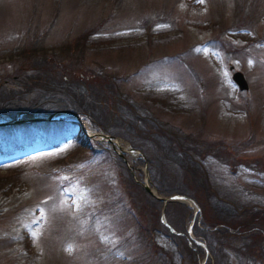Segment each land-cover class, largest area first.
I'll use <instances>...</instances> for the list:
<instances>
[{"label": "rangeland", "instance_id": "374dc122", "mask_svg": "<svg viewBox=\"0 0 264 264\" xmlns=\"http://www.w3.org/2000/svg\"><path fill=\"white\" fill-rule=\"evenodd\" d=\"M97 24L83 53L80 46L70 55L59 52ZM31 45L114 74L137 114L182 134L222 140L225 159L202 162L217 192L239 206H264V0H0V77L22 66L19 51ZM235 70L248 90L233 82ZM83 124L97 138L89 136L93 151L66 130L72 141L52 137L53 129L42 137L51 138L48 147L1 163L3 172L18 173V187L0 195V264H161L138 237L117 178L119 159L104 147H118L129 166L140 151L121 137L120 147L106 145L94 134L102 130ZM75 126L63 125L69 132ZM227 160L235 161L234 172ZM133 170L165 211L167 196L147 167L136 163ZM157 241L168 245L164 236Z\"/></svg>", "mask_w": 264, "mask_h": 264}, {"label": "trees", "instance_id": "16d2710c", "mask_svg": "<svg viewBox=\"0 0 264 264\" xmlns=\"http://www.w3.org/2000/svg\"><path fill=\"white\" fill-rule=\"evenodd\" d=\"M100 24L58 46L59 52L70 55L80 46V53H83L86 38L99 30ZM59 52L53 53L44 46L34 45L19 51L23 58L22 66L0 77V116L13 119L19 113L39 116L69 111L82 121H88L93 129L99 128L106 134L121 137L139 150L145 159H136L129 169L115 151L104 147L119 159L117 178L138 237L161 264H199L205 251L194 239H202L207 246L209 255L205 264H256L258 260L261 263L264 258V206H239L222 198L202 163L210 156L221 161L225 159L229 153L225 143L198 138L192 133L182 134L153 115L137 114L135 106L122 95L117 76L99 74L96 69L82 66L79 62L65 61ZM128 117L130 119L126 120ZM65 123L76 124V132H69L63 127ZM53 129H56V134L52 137L59 134L61 139L72 141L65 134L66 130L75 136L73 140L79 147L93 151L91 141L94 140L80 131L75 120L60 117L1 125V196L18 187L15 182L18 173L3 172L1 163L32 153L31 147H48L46 144L51 138L42 137ZM97 143L108 145L106 142ZM23 152L25 154L21 156ZM226 162L234 172L235 161ZM134 163L147 166L158 192L166 196L185 195L197 204L199 211L192 225L194 239L187 232V221L193 217V209L186 203L169 201L162 212L161 200L134 179ZM63 186L60 182L62 193ZM162 213L167 224L162 220ZM35 223L40 226L43 218ZM158 235L167 239V246L158 243Z\"/></svg>", "mask_w": 264, "mask_h": 264}, {"label": "water", "instance_id": "95a60500", "mask_svg": "<svg viewBox=\"0 0 264 264\" xmlns=\"http://www.w3.org/2000/svg\"><path fill=\"white\" fill-rule=\"evenodd\" d=\"M230 69H233V66H230ZM232 79L234 80V82L237 84V86L239 87L240 90H247L249 88L248 82L244 76V74L241 71H235L232 74ZM62 112L59 113H55V114H51L49 116H29L24 118V119H19L18 117L14 118L13 120H9V121H0V126L1 125H10L13 123H18V122H28V121H32V120H39V119H45V120H51L54 119L58 114H60ZM69 115H73L78 121H80V118L78 115L71 113V112H63ZM83 130V129H82ZM102 136L101 138L105 139L106 141L109 142H113V139L115 140V142L119 145V138H115V137H110L108 135H103V134H97ZM92 136V135H91ZM120 146V145H119ZM137 153H139L138 151H136ZM144 187L145 189L150 192L151 194L155 193L153 192V189L149 187L147 180L144 181ZM160 198V197H158ZM162 199V198H161ZM165 201H172V200H178V201H182V202H189L191 204V206H197L193 200H191L189 197L184 196V195H174V196H170L167 198H164ZM197 209L195 210L194 214L197 212ZM195 216V215H194ZM194 219V218H193ZM189 233L191 234V230H188ZM199 244H201L204 248H206L205 244L198 241ZM206 253H208V251L206 250Z\"/></svg>", "mask_w": 264, "mask_h": 264}, {"label": "snow or ice", "instance_id": "6c2138e0", "mask_svg": "<svg viewBox=\"0 0 264 264\" xmlns=\"http://www.w3.org/2000/svg\"><path fill=\"white\" fill-rule=\"evenodd\" d=\"M200 2H203V0H200ZM33 235H35V233H33Z\"/></svg>", "mask_w": 264, "mask_h": 264}]
</instances>
